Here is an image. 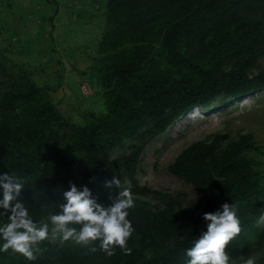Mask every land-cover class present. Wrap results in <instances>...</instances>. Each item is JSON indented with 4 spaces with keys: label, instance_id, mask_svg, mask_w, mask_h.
<instances>
[{
    "label": "trees",
    "instance_id": "16d2710c",
    "mask_svg": "<svg viewBox=\"0 0 264 264\" xmlns=\"http://www.w3.org/2000/svg\"><path fill=\"white\" fill-rule=\"evenodd\" d=\"M242 1L247 0H107L101 50H123L98 69L105 111L90 114L84 125L66 120L28 74L20 70L10 75L0 89V173H13L24 181L19 199L35 221L59 212L66 203L63 193L72 184L78 190L86 186L98 202L110 203L111 188L100 186L111 170L135 183L139 154L149 140L193 108L242 101L264 89V71L255 65L264 56V21L241 18L236 7ZM185 36L181 52L178 44ZM197 49L212 55L210 67L190 58ZM232 60L238 62L223 67ZM181 67L189 72L180 73ZM63 130L69 136L59 149L54 142L60 141ZM221 138L193 143L170 166L173 175L205 195L202 214L192 222L171 224L160 212H150L142 220L128 216L134 228L126 244L131 252L115 247L112 264H186L185 249L207 230L204 214L222 210L224 203L237 206L241 233L247 228L262 206L258 163L248 157L260 147L246 136L226 146ZM134 140L139 141L137 147L107 166L108 152ZM241 233L225 250L233 252ZM50 241L45 247L51 253L39 246L33 261L18 253L20 264H45L54 253L76 254L77 247ZM73 264L87 263L74 259Z\"/></svg>",
    "mask_w": 264,
    "mask_h": 264
},
{
    "label": "rangeland",
    "instance_id": "374dc122",
    "mask_svg": "<svg viewBox=\"0 0 264 264\" xmlns=\"http://www.w3.org/2000/svg\"><path fill=\"white\" fill-rule=\"evenodd\" d=\"M106 4L107 0H0V89H3L12 73L17 75L21 70L38 87L45 89L51 103L71 123L84 125L90 114L104 112V89L97 80L98 69L119 58L123 50L117 49L118 53L101 50L100 44L106 30ZM236 11L241 18L264 21V0L242 1ZM186 41L187 36L179 40L181 52H185ZM190 58L202 67H210L214 61L205 49L194 50ZM233 61L238 62L232 60L223 67L230 68ZM255 65L264 71V56ZM8 67L13 69L9 70ZM188 69L181 67L179 71L183 74ZM252 73L255 74L256 70H252ZM190 115L143 145L135 183H130L116 170L109 172L107 181L116 176L121 180V190H131L135 206L129 209V216L137 220H142L150 212H160L167 224L174 220L192 222L203 212L205 195L173 175L170 166L193 143H211L216 137H222L220 144L226 146L239 141L242 136L249 137L251 142L260 147L259 152H250L248 157L258 163L255 170L260 176L262 206L241 233L233 252H226L236 258L255 254L258 257L257 264H264V231L254 226L259 212L264 211V89L249 96L245 102L235 99L225 104L215 103ZM59 136L60 141L54 143L61 149L69 133L63 130ZM138 142L125 141L108 152L105 157L107 166L137 147ZM63 163V160L58 162V167ZM65 166L64 171H68V166ZM80 169L85 167L81 166ZM100 187L108 189L105 185ZM110 192L111 198L118 194L115 187ZM91 196L98 199L95 193ZM32 199H37L35 193ZM4 222H7V216L0 217V223ZM58 241L52 240L50 244ZM63 243L77 247L76 254L54 253L49 257L50 262L45 264H73L74 259L87 264H112L114 255L108 256L99 250L97 242L93 245L97 247L95 252L90 250L91 246L78 245L72 241ZM45 245H48L46 240L39 245L43 253H51L52 250H48ZM0 264H20L18 253H12L11 250L0 252Z\"/></svg>",
    "mask_w": 264,
    "mask_h": 264
},
{
    "label": "clouds",
    "instance_id": "9594fccd",
    "mask_svg": "<svg viewBox=\"0 0 264 264\" xmlns=\"http://www.w3.org/2000/svg\"><path fill=\"white\" fill-rule=\"evenodd\" d=\"M198 110L193 108L186 115ZM24 186L19 176L0 173V217L7 216V222L0 223V252L11 250L33 261L41 250V242L57 239L61 243L72 241L91 246L93 252L97 251L94 242H98L99 250L108 256L114 254L115 247L131 252L126 244L134 228L128 216L135 202L130 189H120L121 180L118 177L113 176L105 182L106 187L118 190L110 203L102 204L91 196L86 186L78 190L72 184L70 190L63 193L66 203L59 206V212L49 213L41 221H35L26 203L19 199ZM204 220L207 230L194 239L190 248L185 249L186 264H257L255 254L236 258L225 250L241 233L235 204L224 203L222 210L205 213ZM254 226L264 231V211L259 212Z\"/></svg>",
    "mask_w": 264,
    "mask_h": 264
},
{
    "label": "bare ground",
    "instance_id": "6f19581e",
    "mask_svg": "<svg viewBox=\"0 0 264 264\" xmlns=\"http://www.w3.org/2000/svg\"><path fill=\"white\" fill-rule=\"evenodd\" d=\"M249 99V97L247 98V99H244V102H245V100H248ZM188 116V115H187ZM191 116V115H190Z\"/></svg>",
    "mask_w": 264,
    "mask_h": 264
}]
</instances>
